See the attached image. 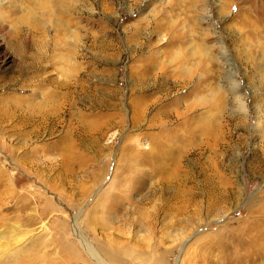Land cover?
<instances>
[{
  "label": "rangeland",
  "instance_id": "374dc122",
  "mask_svg": "<svg viewBox=\"0 0 264 264\" xmlns=\"http://www.w3.org/2000/svg\"><path fill=\"white\" fill-rule=\"evenodd\" d=\"M73 1L0 4V264H94L74 219L111 264H264V0Z\"/></svg>",
  "mask_w": 264,
  "mask_h": 264
},
{
  "label": "bare ground",
  "instance_id": "6f19581e",
  "mask_svg": "<svg viewBox=\"0 0 264 264\" xmlns=\"http://www.w3.org/2000/svg\"><path fill=\"white\" fill-rule=\"evenodd\" d=\"M1 1H7V0H0V4H2L1 3ZM36 2H37V4L39 5V9H41V10H43V11H45L46 13L45 14H53V16L55 15L57 18H56V20L55 21H57V20H59V16H61V15H70L71 13H73V11L75 10L76 11V7H77V2H76V4L77 5H75V2L73 1V0H43L42 2L41 1H37V0H35ZM196 1V0H195ZM27 2V1H26ZM36 2H34V3H36ZM41 2V3H40ZM41 4H42V8H41ZM49 5H51V8H48V9H46L47 7H49ZM27 6V5H26ZM31 6H32V8L34 9L35 7H33V5L31 4ZM46 6V7H45ZM44 7H45V10H44ZM37 8V9H38ZM29 10V9H28ZM30 11V10H29ZM42 11V12H43ZM28 12V11H27ZM35 11H33V13H34ZM41 12V11H40ZM50 12V13H49ZM30 13H32L31 11H30ZM43 14V13H42ZM28 16V15H27ZM30 17V16H29ZM31 17H32V15H31ZM33 19V18H32ZM30 20V24H28L29 25V29H33V30H36V31H39V29L41 28V27H43V24H41L38 20H35V18L33 19V20ZM22 21H24V20H22ZM26 21H28V20H26ZM59 21H57V23H58ZM26 23V22H25ZM32 23V24H31ZM63 24V23H62ZM27 25V26H28ZM61 25V24H60ZM67 26V25H66ZM65 26V27H66ZM58 27H59V25H58ZM63 27H64V25H63ZM28 28V27H27ZM30 30V31H31ZM206 34V33H205ZM6 35V37L8 38V40L10 41L11 40V38L13 37V36H11L10 37V34L9 33H7V34H5ZM206 55L208 56V57H210V55H209V53L207 52L206 53ZM213 57V56H212ZM214 58V57H213ZM213 58H211L210 57V59L212 60ZM219 58L222 60H224V61H226V62H228V61H231V58L230 59H228L227 58V55H224V54H221L220 56H219ZM251 60L252 59H248L246 62L248 63V66H250L251 68H252V70H253V72L254 73H260V72H264V63L262 64V65H257L256 64V66H254L253 65V62H251ZM214 61L217 63L218 62V59L215 57L214 58ZM65 85H59V88H65V89H67L66 90V92L67 93H70V91H69V87L68 86H66V87H64ZM263 87H264V85H263ZM231 88H232V86H231ZM233 88H235V87H233ZM235 90V89H234ZM236 92H238V90H236ZM230 94H231V96L233 97V104L234 103H236V101H237V96L235 95V91H233V90H231L230 91ZM68 95V94H67ZM218 97V96H217ZM224 100H225V98L224 99H221V97L220 98H218V104L219 103H221L222 104V106H223V104H224ZM238 104H237V106H236V108H234V112L235 113H237L238 115H240V116H242L243 118H246L247 119V108H246V105H245V103H243V102H237ZM232 104V105H233ZM159 114H163V115H167L168 116V113H165L164 111H162L161 110V112H159ZM42 115H44V113H42ZM179 115V114H178ZM178 115H177V117H178ZM164 117V116H163ZM166 117V116H165ZM157 118H158V116H157ZM170 118V117H169ZM195 119L194 118H191V119H184L183 121L185 122V123H187L188 124V121L190 122L191 121V123L194 121ZM156 121V120H155ZM154 122V121H153ZM158 122H159V120H158ZM230 122V121H229ZM162 123V122H161ZM160 123V124H161ZM165 123V122H164ZM180 125H182V121H181V124ZM189 125H191L190 123H189ZM160 126V125H159ZM221 126L220 125H218V123H215L214 121L213 122H210V123H208L206 126L203 124V123H201L200 124V127H197V128H192L191 126H189L186 130H185V132L184 133H182V134H180V135H178L179 136V138H178V142L180 143V145H178L179 147H181V149H183V150H181V153H179V154H182V152L183 151H185V150H187L188 148H191V149H193V150H197L200 154H202L203 155V153L205 152V151H213V152H215L216 150H220V146H221V143H218L216 140H218L217 138H218V135H217V132H218V134H219V131H217L218 130V128H220ZM224 127V126H223ZM99 128H100V130H102V129H106V128H104V123L103 122H100V123H97L96 122V126H95V130H96V132L99 130ZM221 129V128H220ZM95 130H94V132H95ZM223 130V129H222ZM213 131H215V132H213ZM169 132V131H168ZM211 132H213V134L211 133ZM224 132V131H223ZM226 135V134H225ZM196 137H199V140H198V138H196ZM217 137V138H216ZM225 138V137H224ZM177 139V138H176ZM226 139V138H225ZM227 139H228V137H227ZM195 140V141H194ZM198 140V141H197ZM133 141V140H132ZM169 141V140H168ZM177 141V140H176ZM211 141H213V142H211ZM171 143H174V142H171ZM225 143V142H224ZM160 144V143H159ZM175 144H177V143H175ZM174 144V145H175ZM161 147V146H160ZM180 149V148H179ZM162 151V150H161ZM166 151V150H165ZM179 152V151H178ZM187 152V151H186ZM197 152V153H198ZM162 153V152H161ZM185 153V152H184ZM187 154V153H186ZM163 155L164 154H161V156H160V161H158V162H162L163 160H164V157H163ZM216 155V154H215ZM214 155V156H215ZM124 156V155H123ZM132 155H131V152H129V153H127V154H125V156H124V158H123V160L124 161H126V165L124 166V169L126 170V172H130L131 170H132V168L128 165V162H129V160H130V157H131ZM181 156H183V155H181ZM64 157V156H63ZM177 159L179 160V156H178V154H177ZM150 162V164L151 165H154V163H156L157 161H149ZM203 168V167H202ZM133 169H135L134 167H133ZM136 173V172H135ZM138 174V175H137ZM137 174H135L136 175V177H134L132 180H131V182H130V187H132V188H134L135 190L137 189V190H139L140 189V184L143 182L140 178H139V173L137 172ZM140 174H141V172H140ZM211 175V174H210ZM123 176H124V174H123ZM127 176V175H126ZM147 176V175H146ZM205 177V176H204ZM208 177V176H207ZM145 178H147V177H145ZM214 178H215V175H214ZM217 178V177H216ZM220 178V177H219ZM207 179V178H206ZM213 180V179H212ZM167 182H169V183H173L174 182V180H172V179H168V180H166ZM205 181V180H204ZM216 181V180H215ZM217 181H218V183H220L221 185H223V184H225V181H223V180H221V179H218L217 178ZM206 182V181H205ZM212 183V182H211ZM214 183V182H213ZM212 183V184H213ZM209 184V183H208ZM169 185V184H168ZM211 185V184H210ZM216 185V184H215ZM219 187V186H218ZM128 198V197H127ZM213 200V199H212ZM152 216H155V214H153ZM74 218H75V216H74ZM153 220H154V217H153ZM76 220L74 219V221H73V232L75 233V236L78 238V240L80 241V243L82 244V246H83V248L85 249V251H87V253H88V257H89V259L94 263V264H111V262H115V260H114V258L110 255V254H108L107 252H105V251H103L99 246H96V244L95 245H93V243H91L90 241H88L84 236H83V233H80L79 231H78V228H77V223L75 222ZM3 237H0V240L2 239ZM4 239V238H3ZM257 241V240H256ZM256 241H252V242H256ZM142 252H144V251H142ZM144 253H150V251H148V252H144ZM263 259V258H262ZM264 260V259H263ZM248 261H250L251 263H254V261H253V259H251V260H248ZM7 262V261H6ZM207 262H205V264H206ZM26 264H33V263H28V262H26ZM154 264V263H153ZM157 264H164L163 263V260H160V261H158L157 262ZM260 264V263H259Z\"/></svg>",
  "mask_w": 264,
  "mask_h": 264
}]
</instances>
